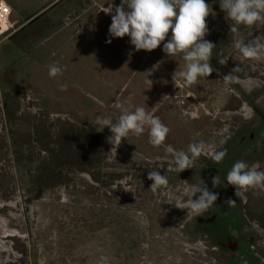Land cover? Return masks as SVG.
Listing matches in <instances>:
<instances>
[{
  "label": "rangeland",
  "instance_id": "1",
  "mask_svg": "<svg viewBox=\"0 0 264 264\" xmlns=\"http://www.w3.org/2000/svg\"><path fill=\"white\" fill-rule=\"evenodd\" d=\"M205 2L213 13L204 39L216 45L215 71L191 85L178 75L173 80L184 69L182 53L167 56L163 43L136 51L129 36L110 37L111 17L102 10L121 0H59L51 17L25 27L26 41L41 38L47 57L52 53L79 83L57 86L50 98L29 83L9 92L0 83V264H99L101 256L109 264H264V190L236 196L226 181L238 160L264 170V59L235 47L237 39L264 33V25L231 33L220 0ZM49 5L24 0L19 11L27 16ZM9 93L19 100L18 123L4 113ZM117 101L158 116L170 129L164 144L151 145L146 128L113 147L110 129L100 131L96 120L115 122ZM201 141L208 155L195 167H169L167 146L187 151ZM216 151H226L220 163L210 158ZM151 170L168 179L156 192ZM200 179L218 193L213 207L197 216L168 203Z\"/></svg>",
  "mask_w": 264,
  "mask_h": 264
},
{
  "label": "clouds",
  "instance_id": "2",
  "mask_svg": "<svg viewBox=\"0 0 264 264\" xmlns=\"http://www.w3.org/2000/svg\"><path fill=\"white\" fill-rule=\"evenodd\" d=\"M220 8L225 12L226 19L231 21V33L239 34L241 25H264V0H220ZM102 11L111 14L110 37L129 36L136 51L151 52L163 43V51L167 56L182 53L185 66L182 71L174 73L173 80L178 75L185 85H191L199 77H208L215 71L210 61L216 45L204 39L209 31L207 18L213 14L205 0H121L119 6L113 8L110 3ZM106 42L110 44L111 39ZM235 47L246 58L264 59V33L247 43L243 38L237 39ZM236 70L237 67L233 72ZM48 74L55 78L63 74V69L53 63L48 66ZM232 78L231 74L224 76L225 80ZM115 107L121 109L115 122L110 116L98 117L96 120L100 131L105 127L110 129L111 135L107 140L113 147L117 148L130 134L141 136L146 128L151 145L159 147L164 144L170 129L158 116L149 113L143 106L129 110L117 101ZM166 151L173 154L169 167L180 173L195 167V161L201 155H208V146L201 141L191 143L187 151H176L170 145ZM225 155L226 151H216L211 153L210 158L220 163ZM147 178L153 182L150 186L153 192L168 184L167 175H161L157 170L149 171ZM226 181L235 187L236 196H243L249 189L264 190V170H260L258 164L249 165L246 161L238 160L227 172ZM220 184V176H213V187ZM217 199L218 193L210 191L204 180L200 179L198 184H190L180 196L170 198L168 203L174 201L177 208L188 209L199 216L213 207ZM225 203L232 205L235 201L228 199ZM99 264H109L108 257L101 256Z\"/></svg>",
  "mask_w": 264,
  "mask_h": 264
},
{
  "label": "crops",
  "instance_id": "3",
  "mask_svg": "<svg viewBox=\"0 0 264 264\" xmlns=\"http://www.w3.org/2000/svg\"><path fill=\"white\" fill-rule=\"evenodd\" d=\"M4 1L12 9L9 24L13 25L11 29L0 37V83L7 84V91L23 89V87L20 88L18 84L29 83L32 92H36L37 96L40 95L42 90L46 89L44 91L49 92L48 97L50 98L54 96L51 92H55L57 86L61 90H67L68 86H72L71 83L78 84L79 80L69 77L71 74L70 70H65V67L62 66L59 59L54 58L52 53L47 57L45 54L46 49L42 47L41 38L37 40V38L34 37L36 40L31 44L26 41L25 27L29 25L31 20H33L34 24H37L38 21L44 18V15L48 14V17H51L50 13L53 12L52 5L59 0H38V2H49L50 5L27 16L22 15L19 11V4L24 0ZM50 8L52 9L49 11ZM25 19L27 21H24ZM39 23L41 24V22ZM59 56H61V51L59 52ZM53 63H57L63 69V74L55 78L50 77L48 74V66ZM81 87L82 89L84 88L82 85ZM9 96L10 97L6 99V111L4 113L8 115L12 122H15L17 121L16 116L22 112V110L17 96H13L11 93H9ZM21 123V129H26L25 123ZM22 141L23 140L17 138L8 139V142ZM28 142H34V138L29 139Z\"/></svg>",
  "mask_w": 264,
  "mask_h": 264
},
{
  "label": "built area",
  "instance_id": "4",
  "mask_svg": "<svg viewBox=\"0 0 264 264\" xmlns=\"http://www.w3.org/2000/svg\"><path fill=\"white\" fill-rule=\"evenodd\" d=\"M113 8H115V7L113 6ZM11 15H12L11 7L4 0H0V26H1L2 22H4V21L9 22ZM107 16L111 17V14H107ZM12 27H13V25L8 27L6 30H2V28L0 27V37L2 35H4Z\"/></svg>",
  "mask_w": 264,
  "mask_h": 264
},
{
  "label": "bare ground",
  "instance_id": "5",
  "mask_svg": "<svg viewBox=\"0 0 264 264\" xmlns=\"http://www.w3.org/2000/svg\"><path fill=\"white\" fill-rule=\"evenodd\" d=\"M11 25L9 24V22L8 21H4V22H2V24H1V28H2V30H6L8 27H10Z\"/></svg>",
  "mask_w": 264,
  "mask_h": 264
}]
</instances>
